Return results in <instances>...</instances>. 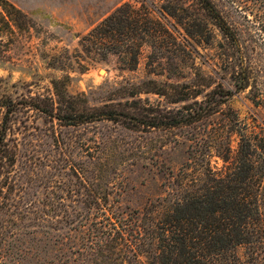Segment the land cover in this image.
<instances>
[{
    "label": "trees",
    "instance_id": "1",
    "mask_svg": "<svg viewBox=\"0 0 264 264\" xmlns=\"http://www.w3.org/2000/svg\"><path fill=\"white\" fill-rule=\"evenodd\" d=\"M191 1L200 16L185 17L180 12L186 13L185 6L173 7L171 0L154 6L157 19L147 0L140 7L125 3L80 39L90 52L116 55L129 71L136 70L142 46L150 48L146 78L116 90L125 103L90 106L83 94H69L66 81L56 78L49 81L48 94L23 101L0 87V264H22L39 235L56 244L62 236L60 244L69 253L56 249V255L86 253L99 264H264V123L258 132L249 129L228 105L247 92L264 112V0H251L254 21L244 16L240 24L212 0ZM28 22L21 10L0 0V61L8 60L4 46ZM210 26L220 41L214 67L204 74L192 44L213 43ZM134 32L139 41H133ZM176 50L183 55L171 60L169 53ZM142 95L159 100L151 105ZM24 111L51 124L52 161L22 151L17 118ZM213 118L220 122L206 127ZM104 122L131 131L204 129L176 172H164L160 194L141 209H129L122 201L126 178L109 164L104 148L87 155L92 148L86 147L82 160L68 168L60 156L58 129ZM233 134L238 147L232 159ZM49 187L56 192L45 193ZM38 194L43 198L35 201ZM56 260L48 263L76 261Z\"/></svg>",
    "mask_w": 264,
    "mask_h": 264
},
{
    "label": "rangeland",
    "instance_id": "2",
    "mask_svg": "<svg viewBox=\"0 0 264 264\" xmlns=\"http://www.w3.org/2000/svg\"><path fill=\"white\" fill-rule=\"evenodd\" d=\"M7 1L29 18L28 28L25 27L23 31L16 29L11 40L4 46V49H8V60L0 61V79L5 81V84H0V87L2 90H7L15 101H23L35 95L45 96L51 88L49 81L56 78L66 81V90L69 94H83L90 106L125 103L126 100L120 99L116 90L126 83L146 78V64L150 54L148 46H142L136 70L129 71L123 69L116 55H108L104 58L100 51L90 52L86 44L80 43L83 36L116 8L125 3L140 7L141 0ZM147 1L148 11L157 19L154 6L158 7L162 0ZM212 2L232 22L244 23V16L249 21H254L253 10L250 9L251 0H212ZM171 3V6L178 9L184 5L187 9L186 13L180 12L185 17L201 15L199 7L191 0H171ZM168 21L175 25L173 20L168 19ZM210 28L214 35L213 43L192 44L198 52L195 59L196 65L199 66L204 62L202 66L204 74L208 73V67L213 66L212 57L218 49L216 43L220 41L217 30L212 26ZM135 35H139V32L132 34L133 41H139ZM170 47L176 49L173 45ZM169 54L171 60L178 55H183L178 50ZM185 57L187 59V56ZM156 64L157 62L154 66ZM141 98L148 99L151 105H156L159 100L154 95H142ZM128 101L130 103V100ZM228 105L238 114L240 122L249 129L258 132L263 126L264 112L253 106L247 92L234 96ZM164 107L177 108L170 105H164ZM17 120L20 128L17 134L18 139L25 143L22 151H27L40 159L48 156L52 161L55 151L50 148L51 140L47 132L51 129V124L33 111H24ZM217 120L218 118H213L206 127L217 125L220 122ZM203 129L204 126L197 125L192 130L186 128L131 131L117 124L104 122L75 129L61 128L56 134L58 136L61 134L59 151L67 168L76 165L85 153L87 155L94 153V150L98 149L96 147L104 148V157L109 164L118 169L124 179L126 178L122 198L124 205L129 209H141L150 199L160 194L162 175L167 168L176 172L185 162L188 147L194 139L200 137ZM230 142L233 159L238 147V138L235 134L230 136ZM82 145L84 146L81 149ZM88 146L92 149L84 153V149ZM212 160L217 168L224 166L220 159L214 157ZM68 189L72 187L69 186ZM44 192L50 195V192H56V188L49 187ZM34 198L36 201L43 197L38 194ZM24 239L25 242L31 243L28 238L24 237ZM61 239L62 236L60 241ZM36 240L35 245L34 242L32 243L35 249L27 253L22 264H50L48 263L50 260L56 262V259L66 257L75 259L74 264H99V260L86 253L72 256L68 254L66 257L56 255V249L68 252L67 247L61 245L60 241L57 244L53 243L54 241H46L43 235L37 236ZM64 240H66L65 237ZM59 252L57 251V254ZM110 263L120 264V260L110 261Z\"/></svg>",
    "mask_w": 264,
    "mask_h": 264
}]
</instances>
